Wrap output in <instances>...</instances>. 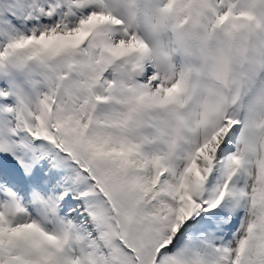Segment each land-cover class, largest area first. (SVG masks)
Instances as JSON below:
<instances>
[{
  "label": "snow or ice",
  "instance_id": "obj_1",
  "mask_svg": "<svg viewBox=\"0 0 264 264\" xmlns=\"http://www.w3.org/2000/svg\"><path fill=\"white\" fill-rule=\"evenodd\" d=\"M0 264H264V0H0Z\"/></svg>",
  "mask_w": 264,
  "mask_h": 264
}]
</instances>
